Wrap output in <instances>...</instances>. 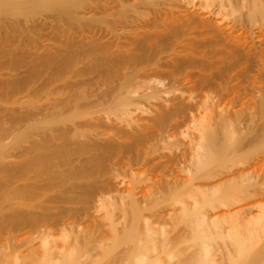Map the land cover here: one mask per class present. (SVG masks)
<instances>
[{"label":"rangeland","instance_id":"obj_1","mask_svg":"<svg viewBox=\"0 0 264 264\" xmlns=\"http://www.w3.org/2000/svg\"><path fill=\"white\" fill-rule=\"evenodd\" d=\"M264 0H0V264H264Z\"/></svg>","mask_w":264,"mask_h":264},{"label":"bare ground","instance_id":"obj_2","mask_svg":"<svg viewBox=\"0 0 264 264\" xmlns=\"http://www.w3.org/2000/svg\"><path fill=\"white\" fill-rule=\"evenodd\" d=\"M261 212H264V210L262 209Z\"/></svg>","mask_w":264,"mask_h":264}]
</instances>
